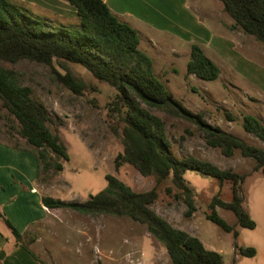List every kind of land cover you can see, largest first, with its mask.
<instances>
[{
  "label": "rangeland",
  "instance_id": "1",
  "mask_svg": "<svg viewBox=\"0 0 264 264\" xmlns=\"http://www.w3.org/2000/svg\"><path fill=\"white\" fill-rule=\"evenodd\" d=\"M10 1L28 9L33 17L44 19L51 27H79L75 15L66 13L67 18L63 19L54 10L31 9L28 4L33 5L32 1ZM59 2L64 9H74L65 0ZM111 3L115 8H109L114 14L124 23L140 25L139 30L145 37L151 33L137 20L152 23L172 34L158 35L165 37L162 41L166 42V57H156L154 69L174 100L192 113L201 115L209 125L248 144L264 148L263 142L243 128L245 115L257 117L264 125V76L257 79L262 87L258 85L256 89L222 58L216 59L221 71L216 81H203L187 74L192 39L206 41L209 38L197 22H201L212 34L218 25L234 31L231 35L238 44L236 52L246 59V62L238 58L236 61L255 79L259 70L263 69L261 72L264 73L262 44L234 27L233 20L224 12L219 0H188L187 9L183 0H111ZM141 39L143 48L147 50L146 38ZM171 46L176 48L173 52L178 55H173ZM204 47L209 48L207 45ZM0 64L18 74L20 85L33 90L34 98L44 104L54 120L51 127L53 132L60 136L67 147L68 162L52 157L55 163L63 165L62 171L52 169L40 173L38 183L44 195L69 203H84L107 186V175L117 177L135 192H148L156 188L159 198L151 209L174 228L197 237L207 249L220 253L224 264H264V177L255 170L256 162L253 159L242 157L240 152L226 158L220 149L208 143L206 134L195 124L142 105L164 121L171 151L176 157L208 162L221 170L246 175L241 185L242 197L244 206L255 218L256 229L237 226L233 213L217 207L223 219L237 226L239 235L235 238L207 219L215 197L225 201L231 199V185L225 184L220 189L215 179L188 172L184 178L195 190L197 206V212L188 218L185 216L186 205L175 198L178 191L171 180L158 185L153 177H143L130 165L116 169L115 159L123 152V144L121 138L114 134V127L120 124L119 113L113 108L118 100L115 89L96 80L84 67L59 60H54L51 65L28 60L17 64ZM67 74L75 82L83 84L80 93L73 92L63 83L61 77ZM18 131V122L8 115L0 101V142L34 151ZM167 188H172L171 194L166 192ZM24 242L28 248L24 250L43 264L171 263L167 250L149 233L147 226L127 216L54 209L48 221L28 234ZM237 247L254 248L259 254L254 258H245L238 254Z\"/></svg>",
  "mask_w": 264,
  "mask_h": 264
},
{
  "label": "trees",
  "instance_id": "2",
  "mask_svg": "<svg viewBox=\"0 0 264 264\" xmlns=\"http://www.w3.org/2000/svg\"><path fill=\"white\" fill-rule=\"evenodd\" d=\"M76 10L79 27H51L42 18H35L28 9L10 0H0V62L17 64L28 60L51 65L54 60L84 67L96 80L117 91L113 108L119 113V126L114 134L123 144V152L115 159V167L130 165L143 177H153L157 184L171 180L178 193L175 198L187 207L186 217L197 212L195 190L186 182L188 172L211 177L219 188L231 185V199L215 197L207 219L224 232L238 237L237 226L254 230L257 223L244 208L241 185L246 175L195 159H180L171 151L165 123L149 109L164 111L195 124L206 134L208 143L221 150L226 158L237 152L256 162L255 170L264 177V148L209 125L201 115L194 114L174 100L165 83L156 75L154 61L140 49L141 38L129 24L122 22L104 0H65ZM224 12L234 21V27L252 36L264 49V0H219ZM187 74L213 82L219 79L220 68L193 44ZM63 83L75 93L83 84L67 74ZM0 101L8 115L19 124L18 134L33 147L40 172L62 171L63 165L52 158L69 161L67 147L53 132L54 120L43 103L34 98L30 87L18 83V74L0 64ZM145 105L147 108H143ZM125 109V110H122ZM244 130L264 143V125L255 116L243 117ZM18 149L19 147L14 146ZM107 186L84 203H69L45 196L43 205L50 209H72L84 214L127 216L147 226L149 233L167 250L170 264H224L220 253L209 250L195 236L176 229L151 209L158 198L156 188L135 192L113 175L106 176ZM168 194L172 188H167ZM217 207L234 214L237 226L229 224L217 212ZM11 230L16 245L26 250L24 238L13 224L0 213ZM238 254L254 258V248H238ZM39 264H43L38 258Z\"/></svg>",
  "mask_w": 264,
  "mask_h": 264
},
{
  "label": "crops",
  "instance_id": "3",
  "mask_svg": "<svg viewBox=\"0 0 264 264\" xmlns=\"http://www.w3.org/2000/svg\"><path fill=\"white\" fill-rule=\"evenodd\" d=\"M25 1H32L31 3L33 5L28 4L31 9L48 12L54 10L59 13L61 15L60 18L62 17L63 19L67 18L68 14L66 13L75 15V17L77 16L76 10H67L70 8H66V6V9H64L62 3L59 2L60 0ZM104 1L110 8H115L111 0ZM187 1L188 0H183L186 9ZM117 12L122 16V13L119 11ZM137 21H140L142 25L144 24V26L149 29L151 35L145 37V34H141L139 30L140 25L138 26L136 23L129 24L127 22V24L138 32L140 38H146V43L148 45L147 50L143 48L142 39L140 49L152 58L155 66L156 57H166V52L164 51L166 42L162 41V38L165 37L160 36V38L158 35L167 33V35L172 36V34L154 26L152 23L143 22V20ZM197 24H199L203 30L202 32L209 38L206 41L202 39H192V45L198 44L201 46L205 55L217 66L216 59L222 58L228 62L231 69L236 71L238 75L248 81L252 86L256 87V89H258L259 86L262 87V85L258 84L257 79L259 78L260 80V77L264 76V73L261 72L263 69L259 70L258 76L255 79L252 76L253 74L248 73L247 69H244L240 65V62L236 61V58L243 59L244 62H246V59L236 52L238 44L234 39L235 37L231 35L234 31H230L226 27L218 25V28L214 31L215 33L213 32L212 34L201 22H197ZM232 24L234 25V21ZM206 45L209 46V48L206 49L204 47ZM170 50L174 56L178 55L177 52H173L176 51L174 46H171ZM244 57L248 58L246 56ZM32 151L33 150L22 148L16 149L8 143L0 142V213L3 214L20 233L25 235L33 233L34 229L48 221L52 211L43 205L42 199L48 195L43 194V189L38 183L40 168L36 154ZM244 208L250 214L251 218L255 219L252 212L245 206ZM258 254L259 252H257V255ZM236 259L238 261V258ZM0 264H39L33 256L24 250V248L16 245L11 230L3 221H0Z\"/></svg>",
  "mask_w": 264,
  "mask_h": 264
}]
</instances>
